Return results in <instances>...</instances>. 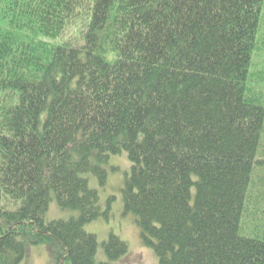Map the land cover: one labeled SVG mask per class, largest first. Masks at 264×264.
Segmentation results:
<instances>
[{"label": "trees", "instance_id": "1", "mask_svg": "<svg viewBox=\"0 0 264 264\" xmlns=\"http://www.w3.org/2000/svg\"><path fill=\"white\" fill-rule=\"evenodd\" d=\"M264 0H0V264H116L128 244L85 174L123 189L160 264H264V100L248 87ZM79 26L81 44L63 41ZM96 155L98 164H91ZM79 211L47 222L50 203Z\"/></svg>", "mask_w": 264, "mask_h": 264}, {"label": "rangeland", "instance_id": "2", "mask_svg": "<svg viewBox=\"0 0 264 264\" xmlns=\"http://www.w3.org/2000/svg\"><path fill=\"white\" fill-rule=\"evenodd\" d=\"M68 41L81 44V34L78 25L68 29L64 35L57 40V43ZM248 87L253 92H258L260 101L264 100V10L259 22L256 35V46L249 70ZM264 149V144H263ZM91 164H98L96 155L90 157ZM132 163L126 153L114 155L103 165L107 173L106 182L103 185L92 174H85L89 185L95 189L100 196V208L104 213L98 220L86 225L85 230L94 234L99 242L97 262H106L107 258L102 244L106 242L111 233L117 235L129 246V254L122 261L116 264H160L152 247L145 244L141 237L135 217L125 213L123 189L129 174ZM79 216V211L61 209L56 200L50 203L49 210L45 215L47 222L57 220H69ZM59 245L29 246L27 255L22 264H58Z\"/></svg>", "mask_w": 264, "mask_h": 264}]
</instances>
